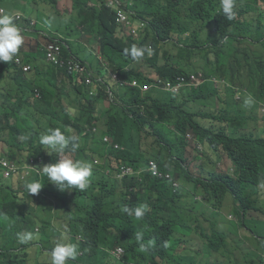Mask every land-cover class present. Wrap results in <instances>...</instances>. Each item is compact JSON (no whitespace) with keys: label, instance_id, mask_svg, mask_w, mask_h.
Listing matches in <instances>:
<instances>
[{"label":"clouds","instance_id":"9594fccd","mask_svg":"<svg viewBox=\"0 0 264 264\" xmlns=\"http://www.w3.org/2000/svg\"><path fill=\"white\" fill-rule=\"evenodd\" d=\"M259 76L264 0H0V264H264Z\"/></svg>","mask_w":264,"mask_h":264},{"label":"trees","instance_id":"16d2710c","mask_svg":"<svg viewBox=\"0 0 264 264\" xmlns=\"http://www.w3.org/2000/svg\"><path fill=\"white\" fill-rule=\"evenodd\" d=\"M215 0H209L210 7L212 8ZM212 12L208 13V17L212 18ZM245 22L240 23L239 26L244 25ZM259 23V20L255 17H252L247 14L246 18V24L253 25ZM259 86H258V93L264 96V77L259 76ZM151 91V90H149ZM137 120V119H136ZM252 135V131L242 133L240 135H233L231 140H228L226 142V149L229 153L234 154L239 157V159H246L255 169L257 172H255L254 177V184L257 185L260 181V176L262 171H258L260 167L264 166V141L263 140H247L249 136ZM12 192L11 197L12 199L18 198L19 196L24 195V198H21L20 200H23L27 198V193L24 188H20L18 190L10 189ZM252 195L251 199L245 198L246 201L251 205V207L255 208L257 205L260 204L259 202V196L260 192H255ZM7 198V190L4 195V192L0 190V200L3 201V199ZM259 230L262 231L261 228L258 227ZM228 244V243H227Z\"/></svg>","mask_w":264,"mask_h":264},{"label":"rangeland","instance_id":"374dc122","mask_svg":"<svg viewBox=\"0 0 264 264\" xmlns=\"http://www.w3.org/2000/svg\"><path fill=\"white\" fill-rule=\"evenodd\" d=\"M262 125H263V122L261 121V122H260V129L262 128Z\"/></svg>","mask_w":264,"mask_h":264}]
</instances>
